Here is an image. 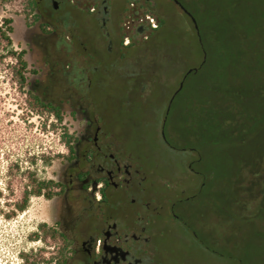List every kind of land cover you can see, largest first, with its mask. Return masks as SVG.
Listing matches in <instances>:
<instances>
[{"label": "rangeland", "instance_id": "rangeland-1", "mask_svg": "<svg viewBox=\"0 0 264 264\" xmlns=\"http://www.w3.org/2000/svg\"><path fill=\"white\" fill-rule=\"evenodd\" d=\"M126 1L113 0L115 11ZM177 1L188 11L198 9L197 18L202 28L200 37L190 17L174 0H146L145 6H149L152 15L161 22L143 38L138 36L133 50H121L127 53L124 60H119L113 52L110 55L106 53L101 22L89 12L93 9L96 15H102V4L98 0L83 2L78 8H74L70 0H59L58 12L63 15L70 13L74 46L81 50L79 42L82 40L93 56L88 64L92 67L88 70L91 78L88 96L93 103L90 108L99 117V124L111 132L112 142L120 148L126 160L138 168L137 178L141 185L152 183L158 190L166 185L181 187L178 195L181 197V211L188 213L181 216L190 227H194V217L201 206V197L197 192L204 181L203 175L189 168L190 165L200 167L195 151L172 142L173 147H170L163 141L162 122L168 100L190 70L194 73H190L187 79L194 92L191 88L185 92L188 104L195 105V90L215 96L216 92H212L211 88L216 82L229 79L228 82L234 85L235 81L250 80L242 72L238 73L239 64L235 65L231 59L234 45L228 40L223 39V45H219V51L225 55L222 62L218 61L222 68L214 65L216 57L208 63L210 58L206 59V52L217 48L212 35L218 31L233 35V31L227 28L226 18L243 12L246 4H259L264 0ZM26 2L0 0V264H26L27 261L54 264L56 244L45 234L39 237L37 229L39 224L51 221L50 199L44 195H30L24 210H17L16 206L24 192L29 190L33 178L54 180L62 157L67 154L64 136L70 134L74 121L64 110L62 119L57 120L53 114L34 106L26 93L27 90L32 91L29 81L24 87L16 81L17 61L10 55L12 51L24 50L23 57L29 69L39 70L42 66L43 71L47 70V65L37 60V52L46 50L44 40L34 36L30 45L23 40L17 28L9 32L2 22L4 18L17 22L30 19L32 11L26 8ZM40 4L48 11L49 0H40ZM259 9L263 14L264 6ZM263 24L264 17L259 22L260 26ZM107 25L110 29L111 22L107 21ZM1 32L10 36L11 43L4 39ZM259 35L264 38L263 32ZM256 46L260 47V44L257 42ZM253 49L256 50L255 47ZM244 54L246 63L254 64L255 59L248 45ZM132 59H136L137 64L131 63ZM259 59L264 65L261 56ZM244 66L249 67L250 64ZM78 75L82 76L80 70ZM26 76L28 79L34 77L31 73ZM234 76L240 79L234 80ZM39 94L42 95V92L39 91ZM43 98L57 103L51 94ZM218 160L216 166L219 165ZM216 173L213 181L215 195L222 201L224 187L222 184L218 186V183H221L219 178L223 171L220 176L219 172ZM202 209L206 210L207 206H202ZM216 210L218 219L213 223V232L217 236L215 246L209 244L210 233L200 242L182 222L180 225L171 218L167 219L165 232L158 238L165 264H240L235 256L243 258L246 264H264V241L262 243L253 232L258 227V221L264 225V210L243 219L242 227H238L239 221L232 219L230 206L218 205ZM241 243L245 246L244 253Z\"/></svg>", "mask_w": 264, "mask_h": 264}, {"label": "flooded vegetation", "instance_id": "flooded-vegetation-1", "mask_svg": "<svg viewBox=\"0 0 264 264\" xmlns=\"http://www.w3.org/2000/svg\"><path fill=\"white\" fill-rule=\"evenodd\" d=\"M33 1L30 19L12 20L10 23L12 30L17 28L23 40L30 45L34 36L45 42L46 50L36 52L38 62L47 65L46 72L42 66L39 70L34 68V72L26 73L34 77L28 79L26 76V80L31 90L42 98L51 94L57 100L53 104L61 113L66 111L74 121L70 132L73 137L69 145H65L67 154L62 157L52 180L49 197L51 221L37 226L39 237L45 234L56 244L54 264H165L158 238L165 232L170 218L186 225L200 242L203 239L197 238V231L203 238L210 233L209 244L215 246V205L211 204L206 210L199 206L195 221H192L194 227H190L181 216L188 215L181 211V197H178L181 187L166 185L158 190L152 183L141 185L137 178L138 168L126 160L127 157L112 142L111 132L99 124V117L90 108L93 103L88 96L91 80L88 70L92 67L88 64L93 56L82 40L79 42L81 50L74 46L70 13L63 15L58 12L59 0H49L48 11L43 9L40 0ZM87 1L70 0L74 8ZM98 1L102 4V15H96L93 9L89 12L101 22L106 53L110 55L113 52L119 60L126 59L127 53L122 49L133 50L138 36L143 38L161 22L152 15L149 6H145L146 0H127L117 11L113 0ZM174 1L191 16L177 0ZM107 21L111 22L110 29ZM134 60L131 63L137 64ZM79 70L81 77L77 76ZM180 88L168 100L163 124L170 102ZM162 138L165 144L173 147L171 141L164 139L163 130Z\"/></svg>", "mask_w": 264, "mask_h": 264}, {"label": "trees", "instance_id": "trees-1", "mask_svg": "<svg viewBox=\"0 0 264 264\" xmlns=\"http://www.w3.org/2000/svg\"><path fill=\"white\" fill-rule=\"evenodd\" d=\"M262 5L264 6V2L259 4L251 2L245 5L243 12L226 18L227 28L233 31V35H225L218 31L212 35L217 48H213V52L205 51L206 59L210 58L208 63L214 61L213 57H216L214 65L218 64L216 68H222V64L218 61L222 62L225 55L219 51V45H223V39L228 40L234 45L231 59L235 65H240L237 67L238 73L242 72L250 80L235 81L234 85L228 82L229 79L216 82L211 88L212 92H216L215 96H208L195 90L194 105L188 104L187 97H184L185 92L189 88L192 89L187 79L190 73H194L190 70L191 72L182 79L181 88L177 90L170 102L166 122L162 123L164 139L172 143L178 142L180 146L197 153L200 167L190 165V168L203 175L204 183L197 192L201 197L199 202L201 207L206 205L209 208L211 204L216 208L218 205H225L227 208L230 206L232 219L240 222L238 227L243 226L244 223L241 221L246 217L256 216L264 210V65L260 64L259 59L261 56L264 62V38L262 39L259 35L264 33V24L259 25L260 18L264 17V12L261 14L259 9ZM26 8L33 11L34 1L27 0ZM188 12L195 19L196 31L200 37L202 28L197 18L199 11L193 8ZM11 21L10 18H4L2 21L9 32L12 31ZM218 26L220 27V24ZM1 33L4 39L11 43L10 36L4 32ZM257 42L260 47L256 46ZM247 45L255 59L254 64L246 63V59L244 60ZM10 55L17 61L16 81L24 87L27 85L26 73L35 70L28 68L27 61L23 57L24 50L12 51ZM245 64L250 66H244ZM255 73L258 75H253ZM233 79L240 78L234 76ZM26 93L31 97L34 106L53 114L57 120L62 119L60 109L53 102L32 91L27 90ZM64 137H66L64 144L68 146L73 136L65 134ZM216 160L219 161L217 166ZM216 172H219V176L221 173L219 178L221 183H218V186L222 184L224 187L223 202L215 195L216 187L213 181L217 177ZM29 185V190L24 192L21 202L16 206L17 210L25 209L30 195H44L47 198L51 196L52 180L33 178ZM260 223L262 222L258 221V227H255L253 232L263 243L264 225ZM197 238H202L201 242L204 241L199 231H197ZM240 248H243L244 253V243L240 244ZM235 259L239 260L240 264H246V261L239 256H235ZM35 263V261L26 262V264Z\"/></svg>", "mask_w": 264, "mask_h": 264}, {"label": "water", "instance_id": "water-1", "mask_svg": "<svg viewBox=\"0 0 264 264\" xmlns=\"http://www.w3.org/2000/svg\"><path fill=\"white\" fill-rule=\"evenodd\" d=\"M53 5H54V6L56 5V2H55V1H53ZM187 13H188V12H187ZM190 19H191V21L193 22L194 26L197 27V25H196V23H195V19H194L192 16H190ZM181 85H182V83L179 85V87H181Z\"/></svg>", "mask_w": 264, "mask_h": 264}]
</instances>
